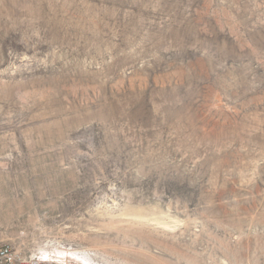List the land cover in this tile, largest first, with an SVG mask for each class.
<instances>
[{"label": "rangeland", "instance_id": "obj_1", "mask_svg": "<svg viewBox=\"0 0 264 264\" xmlns=\"http://www.w3.org/2000/svg\"><path fill=\"white\" fill-rule=\"evenodd\" d=\"M0 243L264 264V0H0Z\"/></svg>", "mask_w": 264, "mask_h": 264}, {"label": "built area", "instance_id": "obj_2", "mask_svg": "<svg viewBox=\"0 0 264 264\" xmlns=\"http://www.w3.org/2000/svg\"><path fill=\"white\" fill-rule=\"evenodd\" d=\"M0 264H55L39 257L26 256L10 243H0Z\"/></svg>", "mask_w": 264, "mask_h": 264}]
</instances>
